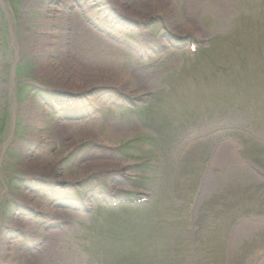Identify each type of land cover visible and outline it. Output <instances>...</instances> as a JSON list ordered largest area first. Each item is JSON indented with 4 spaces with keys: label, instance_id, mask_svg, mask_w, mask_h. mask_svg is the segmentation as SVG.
Wrapping results in <instances>:
<instances>
[{
    "label": "rangeland",
    "instance_id": "374dc122",
    "mask_svg": "<svg viewBox=\"0 0 264 264\" xmlns=\"http://www.w3.org/2000/svg\"><path fill=\"white\" fill-rule=\"evenodd\" d=\"M172 35L193 43L196 53L173 50ZM84 36L99 55L121 50L112 68L118 81L102 78L74 90L76 67L86 70L88 79L94 70L104 71L91 60L106 58L79 53L80 44L72 45L88 41ZM160 47L167 49L159 53ZM45 61L62 77L48 75ZM65 64L73 70H64ZM234 74L243 81H229ZM252 80L258 84L248 88ZM223 81L232 90L227 85L217 94ZM173 86L183 98L196 96L192 109L201 134L244 127L219 121L220 116L240 117L244 109L257 107L264 112V0H0V264H194L228 248L225 239L215 244L211 233H202L212 230L211 213L200 217L192 240L190 200L176 202L168 184L141 185L130 171L138 162L147 163V157L157 160L150 155L155 139L148 136L154 135L148 123L157 121V113L168 105L176 106V93L164 97ZM228 96L234 98L224 102ZM131 101L135 116L125 107ZM118 105L126 110L115 109ZM190 111L172 115V128L176 119L178 124L190 121ZM90 119L89 134L81 123ZM256 130L258 136L264 134V122ZM214 138L207 139L210 148ZM131 142L135 158L129 157ZM177 146L174 140L161 157L168 167L185 163ZM199 158L191 163L203 167L206 161ZM123 191L135 197L148 194L158 209L124 207L117 212L92 203ZM81 203L89 214L70 210ZM172 229L184 231L175 244L168 242Z\"/></svg>",
    "mask_w": 264,
    "mask_h": 264
},
{
    "label": "bare ground",
    "instance_id": "6f19581e",
    "mask_svg": "<svg viewBox=\"0 0 264 264\" xmlns=\"http://www.w3.org/2000/svg\"><path fill=\"white\" fill-rule=\"evenodd\" d=\"M60 21H61V24H63V26H65V23L63 22L64 20V15L60 13ZM54 22H59L58 20L54 21ZM59 25H57L58 27ZM44 27V31H52L53 28L51 29L50 27H47V26H43ZM85 37V36H84ZM87 38V37H85ZM88 39V38H87ZM82 41H83V44H84V47L82 46ZM80 44V48L78 49L79 50V53H83V54H86V55H89V56H94L95 54V58H106V59H100L99 61L98 60H95V59H92L91 62L92 63H96V65H93V66H97V67H101V68H104V73L98 70H94L93 74L90 75V79H88V73H85L87 72L86 70H84L85 72H83L81 70L80 67H76L74 70L72 68H70V65H63V69L64 70H70V71H74V75H75V79H76V82L75 83H78L75 86L74 90L75 91H79V90H85V88L91 86L92 84H95L97 82H99L100 80L103 79H110L112 81H118V73L116 71H112V68L114 65H116V63L118 62L119 60V57L121 56V50H117V51H112V52H107L105 53V55H99V51L97 52V50L95 48L92 47L91 45V42L90 40L88 39V41H84V40H74L73 42V46L75 48H78ZM85 45H88L87 47H85ZM82 49H85L84 51H82ZM76 55H79L78 53H75ZM43 57V56H42ZM89 63H85L84 65H87ZM41 65V64H40ZM42 67L43 69L46 71V73L48 75H50L51 77H62V74L61 73H58L59 71H57V69L53 68L48 62H43L42 63ZM88 67H91V66H88ZM87 77V78H85ZM64 78L66 79V75L64 76ZM113 78V79H112ZM58 81H63V80H58ZM74 82V81H72ZM118 84V82L116 83ZM85 85V88L83 89L82 87ZM90 92H87V93H83V94H87L89 95ZM88 122L87 124H84L82 129L84 130H87V132H89V134L93 131V126H92V123Z\"/></svg>",
    "mask_w": 264,
    "mask_h": 264
}]
</instances>
